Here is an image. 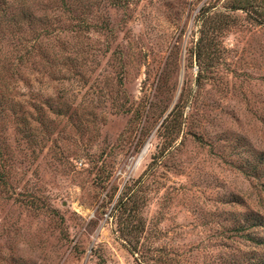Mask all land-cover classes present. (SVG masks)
<instances>
[{
  "label": "rangeland",
  "instance_id": "obj_1",
  "mask_svg": "<svg viewBox=\"0 0 264 264\" xmlns=\"http://www.w3.org/2000/svg\"><path fill=\"white\" fill-rule=\"evenodd\" d=\"M215 1L223 6L24 0L46 30L35 44L26 37L39 48L13 77L11 105L39 123L32 142L0 132V264H137L111 217L134 184L159 256L264 259V244L246 238L262 241L264 229L241 230L248 216L264 220V176L248 170L264 155V9L225 12L215 42L198 53V11ZM16 36L0 41L8 62Z\"/></svg>",
  "mask_w": 264,
  "mask_h": 264
},
{
  "label": "trees",
  "instance_id": "obj_2",
  "mask_svg": "<svg viewBox=\"0 0 264 264\" xmlns=\"http://www.w3.org/2000/svg\"><path fill=\"white\" fill-rule=\"evenodd\" d=\"M58 1L64 9L73 8L75 5L81 3V0ZM23 2L24 0H0V41L3 39L5 33L11 36L17 33L18 36H16L15 39L10 38L8 41V43L11 44L10 53H16L15 63L8 62L9 54L3 56V54L0 53V132L4 131L6 128H10L32 142L31 139L34 138L36 131H38L37 123H39V121L33 117V113L28 115L24 110H20L19 112L14 111V106L11 105V102L16 82L13 80V77L18 74L17 70L19 67L25 66L28 63L32 66L31 60L34 57V53H37L39 48L34 44L37 43L39 39L38 35L45 32L46 28H42L41 25L45 26V24L39 21L35 25L32 24L31 19H34L33 13L29 12L27 5ZM257 2L260 3V10L262 11V9H264V0H224L221 8L217 6V1L213 4L210 2L212 6L208 4L209 2H205L199 9L197 16V19L201 22L203 35L201 42H199L196 47L198 53H201L206 48L207 43L211 45V43L213 44L215 42L217 34H219L223 26L226 25L224 21L226 18V16H224L225 12L241 10L245 12L246 15L253 16L258 9V5H256ZM212 9L215 10L212 11ZM66 11L70 12V10ZM262 14H264L263 11ZM213 19L215 23L211 29V27H209V22ZM262 23L259 24L262 25ZM30 34L34 36L35 39L34 44L28 46L30 40L26 39V37H30ZM14 40L15 43L13 42ZM3 43L4 42H2V44ZM44 62L48 64L49 59L46 58ZM18 81H22V86H27L28 88L33 83V80H25L21 79V77L17 79V82ZM29 99V104L35 112V101H33V97ZM9 106L11 109L10 112L8 111L9 108H7ZM8 113H10V115ZM40 123L42 129H47V125L43 122ZM248 168L252 174L258 173L261 168L262 175L264 176V155L257 157L255 162H250ZM123 191L119 195L111 211V217L117 224L119 239L127 244L129 252L134 256L137 264H176L171 259L166 258L164 254L162 257L165 259H162V257L159 256L161 250L152 249L150 244V233L146 229V224L137 214L140 207V197L135 198L140 192L137 184ZM130 214L133 215L130 216ZM257 227L264 229V220L253 219L251 216H248L244 220L243 225H241V230L245 232L247 229ZM246 238L248 241L256 243L257 245L264 244V239L262 241H259V239L255 240L254 236L249 233L246 235ZM256 261L257 260L252 261L250 264H264V259L259 263H256Z\"/></svg>",
  "mask_w": 264,
  "mask_h": 264
},
{
  "label": "bare ground",
  "instance_id": "obj_3",
  "mask_svg": "<svg viewBox=\"0 0 264 264\" xmlns=\"http://www.w3.org/2000/svg\"><path fill=\"white\" fill-rule=\"evenodd\" d=\"M147 151H148V150H147V148H146V149H144L142 154H145V152H147Z\"/></svg>",
  "mask_w": 264,
  "mask_h": 264
}]
</instances>
